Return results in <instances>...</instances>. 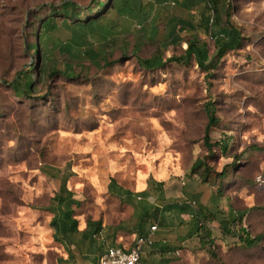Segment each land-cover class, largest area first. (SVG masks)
<instances>
[{
    "label": "rangeland",
    "instance_id": "374dc122",
    "mask_svg": "<svg viewBox=\"0 0 264 264\" xmlns=\"http://www.w3.org/2000/svg\"><path fill=\"white\" fill-rule=\"evenodd\" d=\"M62 1L67 0H0V264H96L98 246L104 251L114 245L115 237L120 243L131 241L135 234L126 221L137 211L162 206L161 198L211 208L210 190L200 184L199 174H191L200 159L216 172L238 163V171L222 187L219 208H252L244 226L252 235L263 233L264 184L254 179L264 180V0H227L230 19L246 39L210 75L194 61L142 70L133 51L134 25L107 19L102 34H110L115 45L108 41L106 61L114 65H76V79L43 77L36 80L30 99L16 98L7 83L38 64L28 47L36 41L33 26L38 28L36 22L48 14L49 5ZM70 1L82 8L92 2ZM201 6L191 11L194 23L199 22ZM170 12L182 15L168 0L158 9L156 24H165ZM94 36L88 40L91 44H104ZM199 37L211 56L213 39L200 30ZM180 48L186 49V44L164 51L145 42L137 56L161 51L167 59L180 54ZM64 58H59L60 70ZM209 103L218 120L209 130L210 142H228L226 153L203 145L204 106ZM61 176H67L66 188L78 202L71 207L78 230L88 219L101 221L91 245L79 237L70 245L53 240L49 222L54 213L48 206ZM112 179L133 193L132 205L108 192ZM150 180L162 182V188H149ZM161 216L169 226H157L159 238L181 244L167 255L169 264H264V240L255 249L241 250L222 234L218 222H208L215 259L201 249L198 237H188V215ZM120 223L121 231L112 234ZM150 252L145 249L140 264L161 262Z\"/></svg>",
    "mask_w": 264,
    "mask_h": 264
},
{
    "label": "trees",
    "instance_id": "16d2710c",
    "mask_svg": "<svg viewBox=\"0 0 264 264\" xmlns=\"http://www.w3.org/2000/svg\"><path fill=\"white\" fill-rule=\"evenodd\" d=\"M167 2L168 0H155L154 3L143 6L141 1H132L130 8L127 9L132 18L128 25H134L131 31L135 41L133 51L137 64L142 70L152 72L167 64L186 66L194 61L201 70L210 75V72L217 68L226 54L235 52L242 47L246 38L242 34L241 28L230 19L227 0L172 1L173 6L182 11V15L175 16L170 12L165 24H156L157 18L152 15L154 7L155 5L162 6ZM123 5L127 6V0H107L106 3L103 0H92L90 5L84 8L70 0L62 1L59 5H49L48 14L36 22L38 28L33 26L32 33L36 37V41L28 45L33 52L32 55H36L38 64L31 70L17 75L12 82L7 83L14 96L30 99L36 80L39 81L43 77L53 78L61 75L69 80L76 79L78 77L74 70L76 65L89 63L100 69L114 65L113 62L106 61L105 49L108 41L113 45L115 43L109 39L110 34H102L104 30L102 21L113 19L118 23L120 9L123 8ZM200 6L199 22L194 23L191 11ZM84 15L87 16L82 18ZM112 15H115V18H112ZM223 17H226L224 22ZM199 30L213 39L215 51L211 56L208 55L206 44L199 37ZM95 34L102 38L104 44L98 42L99 45L96 46L88 41L94 38ZM145 42L156 44L160 50L164 51L168 47L176 48L185 43L186 49L180 48V54L172 55L167 59L163 58L161 51L141 58L137 56V53ZM62 56L66 61L61 62L64 68L60 70L57 65ZM101 62L104 64L100 65ZM32 71L35 72L32 73ZM204 112L207 117V125L203 145L208 151L215 147L220 153H226L229 149L228 142L211 143L209 139V130L218 123L212 103L204 106ZM212 157L213 155L209 156V158ZM239 167L238 163L234 162L225 166L226 170L216 172L208 167L204 160H198L192 166L191 174H199L202 177V180L199 181L200 184L210 190L208 200L211 208L205 204L194 208L195 204L193 206L185 202L170 203L161 198L159 201L162 206L154 205L150 210L137 211L132 214L126 221V224L130 223L131 233L135 234L136 238L146 236L147 227L152 220L157 221L159 227H168L169 225L164 222L161 216L163 212H168L177 216L188 215V223L191 227L188 237H198L201 249L207 250L215 259L216 255L211 249L213 239L210 230L206 227L208 222H218L222 234L233 239L235 245L241 250H252L259 247L264 240V232L252 235L243 222L247 215L253 211L252 208L234 210L230 205L226 209L219 208L220 201L224 196L222 187L229 180V175L238 171ZM58 181L59 188L48 206L49 210L54 213L49 222V227L53 230V240L59 244L70 245L74 238L79 237V240L87 241L91 245L101 231V221L88 219L85 229L79 231L78 221L73 217L74 212L71 208L73 205L78 206V202L73 200L72 193L66 188L67 176L58 177ZM148 186L160 190L163 183L150 180ZM108 192L120 202L132 205L133 193L117 187L113 179L108 184ZM121 224H118V229ZM156 240L150 247V253L159 255L161 258L159 264H169L171 260L166 257L181 249L180 242H168L159 236ZM97 252V257L102 254V245L98 246ZM97 257L94 258L93 263L96 262Z\"/></svg>",
    "mask_w": 264,
    "mask_h": 264
},
{
    "label": "built area",
    "instance_id": "2783aa9c",
    "mask_svg": "<svg viewBox=\"0 0 264 264\" xmlns=\"http://www.w3.org/2000/svg\"><path fill=\"white\" fill-rule=\"evenodd\" d=\"M255 182L263 184V178L257 176ZM157 226L150 227V233L146 236L137 237L128 249L110 247L99 256L97 264H140L144 250L153 245L152 234L156 232Z\"/></svg>",
    "mask_w": 264,
    "mask_h": 264
},
{
    "label": "crops",
    "instance_id": "0c3cea01",
    "mask_svg": "<svg viewBox=\"0 0 264 264\" xmlns=\"http://www.w3.org/2000/svg\"><path fill=\"white\" fill-rule=\"evenodd\" d=\"M132 1H135V2H139V1H141V3H142V5L143 6H147L148 5V3H154L155 2V0H148L147 2L148 3H145V4H143V2H145V0H127V6L125 7L124 5L122 6L123 8V12H121L120 13V16L118 17L119 18V21L118 22H121V23H124V21H126V22H128V23H130L131 22V20H132V18H131V16H130V12L127 10L128 9V7L130 8V3L132 2ZM171 1V4L173 5V3H172V1L173 0H170ZM168 3V2H167ZM162 8V6H157V5H155V7H154V11H153V13H152V15H153V17H156V18H158L157 16H156V14L158 13V9L159 8ZM135 8V7H134ZM155 11H157V12H155ZM144 189V188H143ZM189 217V216H188ZM118 224L113 228V231H112V234H118L119 233V231H121L120 230V227H119V229H118ZM121 226V225H120ZM151 226H153V225H151ZM151 226H149V227H147V235H149V233H150V227ZM157 226V225H156ZM86 227V226H85ZM85 229V228H84ZM83 229V230H84ZM79 231H82V230H79ZM114 236V235H113ZM113 236H111V238H113L114 239V237ZM157 237H158V235H157V230H156V232H154L153 234H152V240H153V242L155 243V241H157L156 239H157ZM136 238V236L131 240V241H129V242H127V243H125V242H123V243H120V242H118V241H115L116 240V237H115V240H114V245H112V246H109V247H107L103 252H102V254L108 249V248H110V247H117V248H123V249H128V248H130V246L132 245V243H133V241H134V239ZM153 243V244H154ZM151 247V246H150ZM150 247H148V248H150ZM147 249V248H146ZM145 251V250H144ZM101 254V255H102ZM100 256V255H99ZM99 256L97 257V258H99ZM98 261V260H97ZM97 264V263H96Z\"/></svg>",
    "mask_w": 264,
    "mask_h": 264
}]
</instances>
